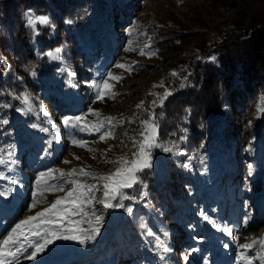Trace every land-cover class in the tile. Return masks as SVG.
<instances>
[{
	"label": "rangeland",
	"instance_id": "1",
	"mask_svg": "<svg viewBox=\"0 0 264 264\" xmlns=\"http://www.w3.org/2000/svg\"><path fill=\"white\" fill-rule=\"evenodd\" d=\"M128 5L131 8L128 21L117 28L111 21L108 8L94 1L85 32L88 48L96 49L99 43L104 47L103 56L97 62L101 71L94 84L108 72L122 79L109 80L115 95L109 94L103 99L96 98L95 87L94 101L80 115L83 116L80 123L90 126L103 123V132L109 127L106 118L112 117L111 134L103 140L100 139L101 132L95 131H85L90 136L75 137L69 133L72 127H68L67 138L70 141L65 142L57 128L35 123L38 127L33 128L32 133L37 141L48 146V153L54 156L60 153L48 169L45 164L39 165L38 159L25 150L27 145L21 144L18 138L13 145L3 148L0 156L7 159V152L11 151L15 163L0 164V173L4 174L0 176V238L20 220L50 207L57 197H65L73 187L71 181H77L81 186H94L95 190L90 195L96 200L103 199V181L99 177L114 173L120 167L118 162H113L118 157L131 159L132 150L135 151L133 139L137 140V133L144 131L141 123L136 132L127 131V143L123 145L120 139L129 125L121 123L120 114L127 112L130 117L133 114H130L131 108H137L141 102L143 104L138 109L143 113L148 111L150 92L161 90L154 97L156 101L166 90L172 93L186 59L208 62L214 42L232 31L236 22L247 26L252 16L264 13V0H129ZM39 24L37 22L35 27ZM161 30H169L176 38L166 40L164 47L157 51L152 42ZM178 38L182 41H177ZM141 49L155 55H142ZM203 49L208 50L207 56L203 55ZM117 64L131 65L133 70L118 68ZM8 65L12 66L10 61ZM173 72L176 75H172ZM58 79L59 75L55 74L53 80ZM27 91L32 96V111L16 110V113L41 118L46 111L42 100L35 97L32 87H27ZM41 105L44 111L40 110ZM22 107L21 104L19 108ZM144 117L142 120L148 118ZM121 125L120 131L117 130ZM43 128L48 131H42ZM53 134L57 139H52ZM73 140L78 143H73ZM156 143L161 147L150 149V168L156 170L160 181L164 182L172 171L177 170V164L185 156L187 141L184 133H176L168 138L157 135ZM165 147L172 151H164ZM245 151L246 160L239 162L231 147L226 157L211 161L206 169L192 174L196 177L192 184L194 199L186 204L169 209V205L162 201V212H158L148 201L128 205L125 204L126 199L120 201L118 197L110 203L116 205L119 202L123 206L109 208L114 231L100 236L97 242L91 239L81 244L78 240L53 237V242L35 259L25 258L31 251L29 249L28 253L18 254L16 259L8 257L7 260L10 264H174L172 253L182 251L186 254L184 264H248V258H252L251 264H264L258 258L264 256L259 243L250 249L241 248L242 244L251 243L254 238L264 239V159L258 147L249 146ZM81 169L91 175L82 174ZM41 173L45 175L41 177ZM231 174H236V182H228ZM57 186L62 190H53ZM123 191L126 194V189ZM229 203L233 210L230 214ZM127 208L132 211L128 212ZM92 209L96 210L95 214L103 211L106 215L103 205L94 200L93 204L84 205L86 215H72L70 219L77 221L82 229L85 220H92ZM167 209L172 211L166 214ZM133 224L138 225L140 233L130 231ZM56 227H50V232ZM64 227H69L67 219ZM225 228L230 229L231 234ZM94 257L97 260H93ZM76 259H80L79 262L76 263Z\"/></svg>",
	"mask_w": 264,
	"mask_h": 264
},
{
	"label": "trees",
	"instance_id": "2",
	"mask_svg": "<svg viewBox=\"0 0 264 264\" xmlns=\"http://www.w3.org/2000/svg\"><path fill=\"white\" fill-rule=\"evenodd\" d=\"M94 1L108 8L115 27L127 23L131 11L129 0H0V120L8 121L7 124L0 123V152L18 138L21 144L27 145L25 150L38 159L39 165L45 164L48 169L60 153L55 156L48 153V146L39 143L32 133V125L53 126L59 130L61 140L70 141L68 127L64 126L62 118L80 116L90 108L96 95L93 82L99 72L96 63L104 51L100 43L96 49L88 48L85 40ZM28 10L49 17V24L35 27L38 33L35 36L25 17ZM252 17L247 26L238 21L222 40L214 42L208 62L197 58L183 59L182 67L185 68L177 76L179 82L176 81L174 91L162 105L154 99L161 91L156 89L150 92L151 97L148 96V111L143 113L132 107L130 114H133L129 115L133 119L126 115L127 112L120 114L121 123L129 125L120 139L123 145L127 143V131L139 130L142 118L151 113L156 114L160 138L184 133L187 141L185 156L177 164V170L161 182L156 170L144 169L138 176L147 188L137 184L126 189V195L131 199H126L125 204L139 205L148 201L156 211L162 212V201L169 209L190 202L194 199L192 184L196 178L192 174L206 169L211 161L226 157L231 147L239 162L246 160L244 152L249 146L258 147L264 159V111H261L264 106V13ZM67 20L73 23L68 24ZM157 36L152 42L157 51L164 47L166 40L176 38L169 30H161ZM55 48H61L60 59L43 55ZM207 51L203 49V55L207 56ZM8 60L12 66L5 69L3 64H8ZM27 65L34 68H26ZM31 70L36 72L34 77L30 75ZM55 74L59 75L57 81L53 80ZM29 86L44 104L46 111L41 118L16 113L21 103L14 94L19 95ZM72 130L83 136L79 128L72 127ZM136 136L137 140L141 139L140 134ZM235 178L236 174L229 175L228 182H236ZM144 191L147 195L142 197ZM105 211L106 215L103 211L96 213L102 221L99 236H95L93 242L114 231L111 210ZM170 211L167 209L165 213ZM228 211L229 214L233 212L231 204ZM90 219L94 220V217ZM89 221L83 222L85 234L96 227ZM130 231L140 233L135 224Z\"/></svg>",
	"mask_w": 264,
	"mask_h": 264
},
{
	"label": "snow or ice",
	"instance_id": "3",
	"mask_svg": "<svg viewBox=\"0 0 264 264\" xmlns=\"http://www.w3.org/2000/svg\"><path fill=\"white\" fill-rule=\"evenodd\" d=\"M25 17L27 20L28 25L33 29L34 36L38 33L35 32V24L39 22L40 24H49V17L46 15H35V13L28 11L25 13ZM66 23L72 24V20H67ZM148 45H145L147 48ZM60 52L61 48H55L50 50L43 55H46L50 59H60ZM142 55H155L154 52H145L141 49ZM39 55V53H38ZM214 59V57L212 58ZM3 67L7 69L9 65L5 62ZM116 67L118 68H128L129 71H132L133 68L131 65L125 64H117ZM26 68L32 69L34 68L33 65H27ZM31 76H35L36 72L34 70L30 71ZM172 75H176V72H173ZM22 79V78H20ZM122 77L114 76L112 72L106 73L105 77L101 79L99 82L95 83V87L97 89V99H103L106 95L112 94L115 95L113 92V85L109 83V80L119 81ZM184 85L182 84L181 87ZM172 93L171 91H165L162 96L159 97V101L161 105L163 101L167 99ZM14 98L18 99L20 103L24 106L22 108H18L17 111H32V96L31 94L25 89L19 95L14 94ZM156 101H153L155 104ZM141 104L137 105V108L141 107ZM10 105H4V107H9ZM41 111H44L43 105L40 107ZM91 112L92 110L89 109ZM261 111H264V106L261 107ZM112 117H107L106 120L109 124L108 129L102 132L104 128L103 123L96 124V125H87L81 124L80 122L83 120V116H75V117H68L65 116L62 118V122L64 126L67 127H79L81 131H95L101 132L100 139L103 140L106 135L111 134V121ZM0 123L7 124V119L0 120ZM141 126L144 128V131L140 133L141 139L136 140L133 139V146L136 148V151L131 153V159L128 157H118L114 163H119L120 167L116 169L114 173H110L107 175H103L99 177L100 180L103 181V199L96 200V198L90 195L91 192L95 190L94 186L91 185H79L77 181H71L70 183L73 187L66 193L65 197H57V199L51 204L50 207L43 209L40 212H37L35 216H29L24 220H20L18 223L15 224L11 228L10 231H7L6 235H3L0 238V264H10V261L7 260L8 257L12 259H16L18 254L21 252L28 253L29 249H31L30 253L25 257L26 259H35L38 253L44 251V249L53 242L52 238L55 237L56 239H65V240H78L81 244L85 243L86 240L95 239V235L99 233V225L102 221L101 216H97L95 212H92V216L94 220H90L89 223H94L96 227L90 228L88 233L85 234L82 229L79 227V223L77 221L71 220L70 217L72 215L78 214H85L84 212V205H91L95 200L96 203L102 204L105 209L111 207H121L123 206L122 203H117L113 205L110 203L112 200H119L122 201L124 199H131L128 197L124 189H131L135 185L140 184L143 188H147L146 184H143L140 181L138 173L142 172L146 168L151 167L150 162V149L153 147H161L156 143V137L158 135V128L159 125L157 123V118L155 113H151L147 119L142 120ZM33 128L38 127L37 124L32 125ZM42 131L47 132V128H43ZM181 137L180 139H183ZM52 139L55 140L57 137L53 134ZM51 143V141H49ZM73 143H78V141L73 140ZM13 148L14 146H9ZM164 151H172L171 148L165 147ZM178 150V145H177ZM7 163H15L12 160V152H7V159L3 156H0V164H7ZM75 170H73L74 172ZM82 174L91 175V173H84V170L81 169ZM72 173H69L71 175ZM3 173H0V176H3ZM45 173H41L40 176L43 177ZM64 174L61 173V176ZM83 188V190H80ZM53 190H62L57 186ZM142 197L147 195V192H142ZM35 196V192L33 193ZM35 205L33 204V207ZM128 212H131V208H127ZM67 219V223L69 227H64L65 221ZM32 221H37V223L33 224L30 223ZM247 223V221H245ZM215 224V221H213ZM58 226L55 230L50 232V227ZM143 226V225H142ZM224 230L228 231L231 234V230L225 228ZM63 232L62 235L58 234ZM151 235L152 233L149 232ZM83 236V239H81ZM39 237V239H34ZM25 242H27V247H25ZM257 243H259L262 250H264V239H253L251 243L242 244L241 248L250 249L253 248ZM167 251V249H165ZM260 260L264 261V256L258 257ZM251 259L248 258V264H251Z\"/></svg>",
	"mask_w": 264,
	"mask_h": 264
},
{
	"label": "bare ground",
	"instance_id": "4",
	"mask_svg": "<svg viewBox=\"0 0 264 264\" xmlns=\"http://www.w3.org/2000/svg\"><path fill=\"white\" fill-rule=\"evenodd\" d=\"M92 259V258H91ZM80 259H76V263L79 262ZM82 263V262H81Z\"/></svg>",
	"mask_w": 264,
	"mask_h": 264
}]
</instances>
